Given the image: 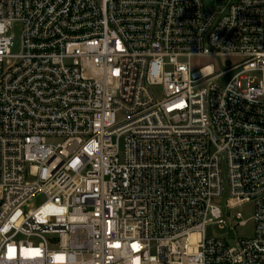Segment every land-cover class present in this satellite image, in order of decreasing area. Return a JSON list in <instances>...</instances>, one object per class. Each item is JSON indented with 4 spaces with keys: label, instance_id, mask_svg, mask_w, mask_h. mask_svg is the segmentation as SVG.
Masks as SVG:
<instances>
[{
    "label": "built area",
    "instance_id": "2783aa9c",
    "mask_svg": "<svg viewBox=\"0 0 264 264\" xmlns=\"http://www.w3.org/2000/svg\"><path fill=\"white\" fill-rule=\"evenodd\" d=\"M223 2L0 0V264H264V0Z\"/></svg>",
    "mask_w": 264,
    "mask_h": 264
},
{
    "label": "rangeland",
    "instance_id": "374dc122",
    "mask_svg": "<svg viewBox=\"0 0 264 264\" xmlns=\"http://www.w3.org/2000/svg\"><path fill=\"white\" fill-rule=\"evenodd\" d=\"M205 2L207 6L212 9H217L225 4L223 0H205ZM226 60H227L226 58L217 59L215 57H210V56H205V57L199 56V57H193L191 61H192V67L194 69H198L199 67L207 65L209 63H214L218 67L220 65V61L225 63ZM231 60L233 63H235L238 61V58L234 57ZM154 92L157 93L159 97H162V93L160 89H154ZM239 210L242 212L245 219L249 218L252 215L251 204H247L242 208H240ZM252 228H253V223L249 221L245 226L235 227V232L239 237L250 236L252 232ZM206 234L208 238H217V237L228 238V236L231 235L230 236L231 239H234L233 233L229 232L227 228L220 227L218 224L208 225L206 228ZM230 242L232 241L230 240Z\"/></svg>",
    "mask_w": 264,
    "mask_h": 264
},
{
    "label": "water",
    "instance_id": "95a60500",
    "mask_svg": "<svg viewBox=\"0 0 264 264\" xmlns=\"http://www.w3.org/2000/svg\"><path fill=\"white\" fill-rule=\"evenodd\" d=\"M194 76L197 78V77H199V74L198 73H195Z\"/></svg>",
    "mask_w": 264,
    "mask_h": 264
}]
</instances>
